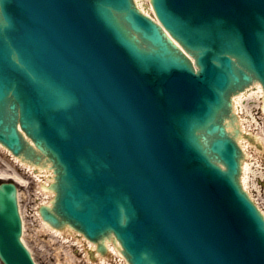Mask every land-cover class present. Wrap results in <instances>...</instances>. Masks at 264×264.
<instances>
[{"label": "water", "instance_id": "1", "mask_svg": "<svg viewBox=\"0 0 264 264\" xmlns=\"http://www.w3.org/2000/svg\"><path fill=\"white\" fill-rule=\"evenodd\" d=\"M153 3L198 72L131 0H0V141L22 151L19 122L58 168L56 212L91 239L113 231L132 264H264L221 123L230 92L264 85V0ZM21 225L2 184L6 264H33Z\"/></svg>", "mask_w": 264, "mask_h": 264}, {"label": "rangeland", "instance_id": "2", "mask_svg": "<svg viewBox=\"0 0 264 264\" xmlns=\"http://www.w3.org/2000/svg\"><path fill=\"white\" fill-rule=\"evenodd\" d=\"M251 91L252 90H250V92ZM252 100L253 101L249 103L245 101L244 108L246 110L248 108L253 116L248 115L246 110L238 113V111L235 112L234 109L231 108V113L224 123L232 121L237 128L230 131V134H232L234 138L242 134L244 141L247 142V155L244 159L246 163L249 164L248 192L252 199L256 201L259 208L264 212V135H259L258 133L261 128L264 127V113L257 108V97L254 96ZM238 131H240V133ZM11 159L12 157L0 146V175L5 174L6 177H9L15 174L14 166H18L21 170L28 172L27 166L23 164L24 161L16 158H13V160ZM48 160L49 158L47 156H43L40 162H37L35 159L32 160L31 163H34V166L38 167L39 165L42 166V163L48 165ZM54 169H56V167L51 170L54 172ZM33 174L36 175L37 172ZM27 175L30 176L28 178V184L25 187L21 185L19 189L27 223L24 238L25 242L34 253L38 264H92L88 259V253L84 252L85 250L80 244H73L75 241H72V236L68 235V229L70 228L65 226L59 229L61 233L64 232V236L71 239V241L68 242V240H64L63 237L60 238L52 235V231L50 232V230L41 225L40 221L35 216V208L37 209L40 204H44L49 201L50 198L52 199L54 195L44 194L40 188V181L36 177H31L30 172H28ZM81 237L85 240L82 234ZM110 263H114V261L112 260Z\"/></svg>", "mask_w": 264, "mask_h": 264}, {"label": "bare ground", "instance_id": "3", "mask_svg": "<svg viewBox=\"0 0 264 264\" xmlns=\"http://www.w3.org/2000/svg\"><path fill=\"white\" fill-rule=\"evenodd\" d=\"M151 2L153 3V1L151 0ZM150 2V3H151ZM135 3H136V8H137V11H139V13L143 16H150L151 18L155 19L156 20V15H155V11H154V7H153V4H147V3H141V2H138V0H135ZM166 33V36L167 38L169 39V41H172V43L179 47L180 50H182L184 52V54H186L188 57H190L191 59H193V56H192V53L188 52L186 49V47L183 45L181 46V44H183L180 40H176L174 39L167 31H165ZM176 48V47H175ZM178 50V48H176ZM180 50H178L180 52ZM251 91V93L249 94L248 91ZM247 91V92H245ZM244 92H241L239 93L236 97L233 98V101H232V108L234 109V111H238V113L240 112H243L244 110H246L244 107H245V104L244 102L247 101V103H249L250 101H253L252 98L256 95H258L259 99L260 98H263V104H262V109L264 111V86L262 84L261 81H259L258 79H255L248 87L247 89L245 90ZM248 93V94H247ZM240 110V111H239ZM247 114L248 115H252V113H250V111L246 110ZM253 116V115H252ZM17 129L19 132H21L22 134V143L25 140H27L28 144L30 145L31 144V148L34 150L33 153H37L38 156H48V153L43 149V148H40L38 147L37 145H35L34 141L29 137L27 136L28 134L21 128L19 122H17ZM225 127L227 129L228 132L232 131L233 129L235 130V128H237V126L234 125V123L232 121H229V122H226L225 123ZM263 129V128H262ZM240 133V131H238ZM263 135H264V130H263ZM237 141L242 149V154H243V188L244 190L248 192V186H249V174H248V171H249V164L246 163L244 157L247 155V145H246V141H244V137L242 136V134L238 135L237 136ZM0 146L5 150V152H8L10 153L14 158L16 159H21L22 161H24L23 164H25L29 171H31L32 173L34 172H37L39 175H35V176H38V177H44L42 179V181L40 182V188L43 192H46V194H52L54 195L55 194V190H56V175L54 174L55 173V170L53 172V169L54 167V164H53V161L49 158L48 160V165L46 164H43L42 163V166L39 165L38 167L37 166H34V163L32 164L31 161L26 160L25 157L23 155H15L13 154L5 145H3L2 143H0ZM41 158V157H40ZM39 168V169H38ZM14 173L15 174H12L11 178H13L17 183H19L20 185L22 186H26L28 184V178L30 176L27 175V172L24 171V170H21L18 166H14ZM26 170V169H25ZM51 171V172H50ZM50 172V173H48ZM49 175H48V174ZM5 176V174H2ZM21 195V192L19 191V197ZM54 198L55 196L51 199H49V201L45 202L43 204V206L49 208V210H53V205H54ZM22 206H21V211H22V215H24V211L22 210ZM262 213L264 214V212L262 211ZM37 219L40 221L41 225L44 227V228H47L48 230H50L51 234L54 235V236H57V237H63L64 240H68V242L71 241V239L69 237H66L64 236V232L61 233V231L59 229H61L60 227L59 228H56L54 225H52V223H50L48 220H45L43 219V217L40 215V212L37 211ZM39 214V215H38ZM23 223H24V231L23 233H25V229H26V222L24 221V216H23ZM67 226L68 228V235L69 236H72V241H75L73 242V244H80V246L85 250L84 252L86 253H89L92 255V258L93 260L97 261L98 263H104L105 262V256H104V253H101L98 248V246L101 244L103 245L104 249H105V252L109 253V250H111L113 252V254H115L117 257L120 258V264H131L127 257L125 256L124 252H123V248H122V245L121 243L113 236V234H107L105 235L104 237H102L101 239H97V240H90L88 238H86V236H84L86 239H82L81 237V234H80V231L79 230H76L74 229L73 227H71L70 225L68 224H65V225H62L61 227H65ZM73 230V231H72ZM78 233V234H76ZM23 240H25L24 236H23ZM88 246L91 248L89 249ZM89 249V250H88Z\"/></svg>", "mask_w": 264, "mask_h": 264}]
</instances>
